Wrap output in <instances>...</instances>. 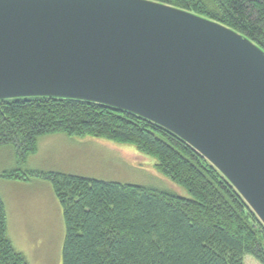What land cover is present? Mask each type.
<instances>
[{"label": "water", "instance_id": "95a60500", "mask_svg": "<svg viewBox=\"0 0 264 264\" xmlns=\"http://www.w3.org/2000/svg\"><path fill=\"white\" fill-rule=\"evenodd\" d=\"M133 112L186 141L264 225V49L157 0H0V100Z\"/></svg>", "mask_w": 264, "mask_h": 264}, {"label": "trees", "instance_id": "16d2710c", "mask_svg": "<svg viewBox=\"0 0 264 264\" xmlns=\"http://www.w3.org/2000/svg\"><path fill=\"white\" fill-rule=\"evenodd\" d=\"M228 25L264 49V0H157ZM135 146L190 195L81 174L29 169L53 133ZM11 146L10 180L52 183L64 218L62 264H264V225L231 182L175 133L133 112L71 98L0 100V147ZM27 165V167H26ZM0 264H29L9 234L0 193Z\"/></svg>", "mask_w": 264, "mask_h": 264}, {"label": "rangeland", "instance_id": "374dc122", "mask_svg": "<svg viewBox=\"0 0 264 264\" xmlns=\"http://www.w3.org/2000/svg\"><path fill=\"white\" fill-rule=\"evenodd\" d=\"M44 137L45 136H42L40 138L41 140L39 139L38 142L37 151H40V158L37 160L31 158L37 151L29 155L27 162L29 169L47 173L54 171L65 174H81L83 176L107 181H118L122 183L146 185L162 190H170L183 196L190 195L182 186L174 183L161 174L155 166V160L141 154L135 146L119 144L107 139L98 140L95 138L96 141H92L88 136H70V138H67L70 142L59 137L52 139H47V136L45 137L46 139ZM72 141L73 143H71ZM17 164V156L14 148L11 146L0 147V172L15 168L18 166ZM19 182L22 185L28 186L23 188L16 187L13 191L11 188V186H15L13 180L0 176V193L7 205L8 219L11 224L10 231H12V235L10 234L11 239L15 247L20 249V251L24 252L27 256L28 254L21 248L26 240L22 237L20 232L24 237L35 242L37 229L35 231V227H21V221L17 213V200L14 199L13 196L14 194L20 193L21 195L26 193L31 195V192L36 194L42 191L41 195L45 197V193L48 190L51 195L52 193L55 194V191L52 183L44 176L31 175L28 179L19 180ZM56 199L57 196L51 199L53 215L50 211L48 213L51 215L49 219L51 226H57L55 227V232L53 231L50 237V250L48 255L46 253L43 254L44 257L48 256V262L43 263L41 258L34 259L33 257L32 264H62L61 255L64 241V227H59L61 219ZM37 206H39V203H37ZM17 227H21L20 232ZM37 228L39 230L42 228L44 229L41 225H38ZM30 237L34 239H30ZM60 237H62L61 245L59 244ZM18 244L21 247H19ZM59 245L61 247L60 250ZM58 253L59 257L57 256ZM39 257H41V254H39ZM27 258L31 264L29 255ZM245 264L261 263L254 256L246 255Z\"/></svg>", "mask_w": 264, "mask_h": 264}, {"label": "crops", "instance_id": "0c3cea01", "mask_svg": "<svg viewBox=\"0 0 264 264\" xmlns=\"http://www.w3.org/2000/svg\"><path fill=\"white\" fill-rule=\"evenodd\" d=\"M66 135L67 134H65V133L59 132V133L50 134L49 136L45 135V137L47 136L46 137L47 139L59 137V138L66 139L68 142H70L67 139V138H70V136H66ZM90 140L96 141L95 138H93V139L90 138ZM71 143H73V141ZM39 153H40V151H37L35 154H33V156L31 158H33L34 160L39 159L40 158ZM13 184L15 185V186H11L13 191L16 187H22L23 188V187L28 186V185H22L19 182V180H13ZM41 192L42 191H39L36 194H33L31 192V195H28L27 193L21 195V193H20V194H14V196H13V198L17 200V207H18L17 213L19 214L18 218H20L21 227H25V228L35 227V231L37 229V231H36L37 236L35 237V242H33V241H30L29 239H27L26 237H24V235L20 232L21 227H17L18 231L20 232L22 237L26 240L23 247H21L19 244L18 245H19V247L24 249V251L29 255L30 260H31V264L33 261V257H34V259L35 258H41V261H43V263L48 262V260H47L48 256L44 257L43 254L46 253L48 255V252L50 250V237H51L52 232L53 231L55 232V227H57L56 225H54L53 227L51 226V224L49 222L51 215L48 214L49 211L52 212V210H53L51 199L53 197H56V195L54 193H52V195H51L49 190H48L45 193L46 196L42 197ZM57 199H56V203L58 204V211H59V215H60V219H61L59 227H65L61 205L59 203V200H57ZM37 203H39V206H37ZM52 215H53V212H52ZM10 220H11V217H10ZM8 221H9V219H8ZM38 225H41L42 227H44V229L42 228L39 230L37 228ZM10 227H11V224L9 223V234L12 235V231H10ZM30 239H34V238L30 237ZM63 240H64V238H63ZM59 244L60 245L62 244V237H60V239H59ZM60 245H59V250L61 249ZM29 253L32 255H30ZM39 254H41V257H39ZM57 256L59 257V253L57 254Z\"/></svg>", "mask_w": 264, "mask_h": 264}]
</instances>
